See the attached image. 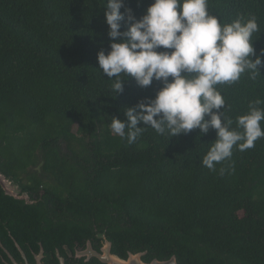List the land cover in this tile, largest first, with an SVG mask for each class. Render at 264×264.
Wrapping results in <instances>:
<instances>
[{
    "label": "trees",
    "instance_id": "obj_1",
    "mask_svg": "<svg viewBox=\"0 0 264 264\" xmlns=\"http://www.w3.org/2000/svg\"><path fill=\"white\" fill-rule=\"evenodd\" d=\"M152 2L124 6L139 19ZM106 4L0 0V170L31 191L42 187L46 206L23 207L0 190V264L9 263L2 250L20 261L15 243L31 264L39 244L54 263L55 250L65 257L95 234L121 259L146 251L145 262L264 264V138L243 152L234 147L212 171L202 159L213 129L170 137L145 127L132 144L113 134L110 118L124 120L125 109L154 98L161 85L140 88L128 77L122 93L111 92L97 62L114 42ZM209 11L221 22L255 15L253 47L264 49V0H209ZM261 59L255 79L245 73L218 86L234 128L249 101L264 100ZM39 163L49 181L28 172Z\"/></svg>",
    "mask_w": 264,
    "mask_h": 264
},
{
    "label": "clouds",
    "instance_id": "obj_2",
    "mask_svg": "<svg viewBox=\"0 0 264 264\" xmlns=\"http://www.w3.org/2000/svg\"><path fill=\"white\" fill-rule=\"evenodd\" d=\"M104 18L114 42L107 54L97 53V62L111 82V92L122 93L128 77L140 88L153 81L161 85L154 98L125 109L124 120L110 118L115 135L132 144L145 127L170 137L195 129L204 135L213 129L216 139L202 159L212 171L231 159L234 147L243 152L264 138V100L249 101L234 128L218 88L238 82L245 73L251 79L259 76L264 49L257 54L253 47V37L260 33L255 15L237 14L231 22H221L209 11V0H153L136 19L124 0H107ZM121 22L126 31L120 30ZM224 171L221 168L220 174Z\"/></svg>",
    "mask_w": 264,
    "mask_h": 264
},
{
    "label": "flooded vegetation",
    "instance_id": "obj_3",
    "mask_svg": "<svg viewBox=\"0 0 264 264\" xmlns=\"http://www.w3.org/2000/svg\"><path fill=\"white\" fill-rule=\"evenodd\" d=\"M0 162H1V160H0ZM28 172L35 173L37 175V177H39L41 180H43L42 176L45 177V175L40 170V165L30 167L28 169ZM0 173L3 174L6 178L11 179L15 184L18 185V187L20 189V194L19 195H22L23 193H27V195H28L27 200H22V201L15 200L17 202H20L23 207H25V206H39V205H42L43 207H46L44 205V203L42 202V198H43V195H44V190H43L42 187H40L39 189H36L35 191H31V190L27 189V187H26L27 183L24 180L21 181V182L19 180L17 181L15 179H13L11 176H7L1 170H0ZM49 180L50 179L48 178L47 181H49ZM0 190H1V188H0ZM1 192H2V190H1ZM54 222L56 223V221H54ZM94 230H95V232H97L96 228ZM103 240H104V236L102 234H95V237L93 239H87L83 244H79L78 242H74V246H73L72 250L65 249V251H64V256L65 257H62L59 254L58 250H55V252H54V260H55V262L54 263L52 262L53 259H51V257L46 255L45 251L43 250V258L41 260V263L42 264H46L45 262H48V264H60V261L62 260L64 264H71V263L72 264H101L100 262H98V260L96 258H93V257L89 258L87 260L88 256L86 257L85 254H87V255L91 254V252H88V251L86 252V247H87L86 242L87 241H90L91 250L93 252H98L100 247L102 246V241ZM17 249H18V253L20 255V261L18 262V261L14 260L10 256L16 262V264H24V262H26L27 264H31L27 260V257L25 255V253L22 251V249L21 248H17ZM2 251L6 255V251H4V250H2ZM31 254H32V259H33V263L32 264H36L35 256L38 253H34V252L31 251ZM6 257H7V255H6ZM7 259H8V257H7ZM2 261L5 264H12L10 260H9V263L4 262V260H2Z\"/></svg>",
    "mask_w": 264,
    "mask_h": 264
},
{
    "label": "water",
    "instance_id": "obj_4",
    "mask_svg": "<svg viewBox=\"0 0 264 264\" xmlns=\"http://www.w3.org/2000/svg\"><path fill=\"white\" fill-rule=\"evenodd\" d=\"M0 188L4 196L12 198L14 200L22 201V200H27L28 198L27 193H23L22 195H19L20 189L18 185L15 184L11 179L6 178L1 173H0ZM86 244H87L86 252L87 251L91 252L90 255L85 254L86 257L88 256L87 260L93 257L96 258L98 262H100L101 264H177L175 256H172L168 260H158L157 258H154L150 262L146 263L142 260V257H144L147 253L146 251L135 254L128 252L126 259H121L111 252V243L105 239L102 241V246L100 247L98 252H93L91 250L90 241H87ZM15 246L19 248L16 243ZM39 247H40L39 252L35 256L36 264H42L41 260L43 258V248L40 244ZM6 255L12 264H16V262L10 257L9 254H7V252ZM24 264L27 263L24 262ZM60 264H64L62 260L60 261Z\"/></svg>",
    "mask_w": 264,
    "mask_h": 264
},
{
    "label": "rangeland",
    "instance_id": "obj_5",
    "mask_svg": "<svg viewBox=\"0 0 264 264\" xmlns=\"http://www.w3.org/2000/svg\"><path fill=\"white\" fill-rule=\"evenodd\" d=\"M111 132H112V130H111ZM113 133V132H112ZM114 134V133H113ZM64 150V147H63V145L61 146V151H63ZM64 152V151H63ZM40 158V157H39ZM38 165H40V163L38 164ZM42 178H43V180H47L48 179V177H44V176H42Z\"/></svg>",
    "mask_w": 264,
    "mask_h": 264
}]
</instances>
